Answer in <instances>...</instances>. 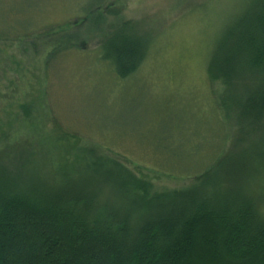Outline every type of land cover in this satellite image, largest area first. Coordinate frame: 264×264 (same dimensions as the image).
Instances as JSON below:
<instances>
[{
  "label": "trees",
  "instance_id": "1",
  "mask_svg": "<svg viewBox=\"0 0 264 264\" xmlns=\"http://www.w3.org/2000/svg\"><path fill=\"white\" fill-rule=\"evenodd\" d=\"M104 2H78V13H58L52 24L0 14V39L51 31L73 18L101 31L105 19L97 9ZM141 33L132 21L110 26L95 60L119 81L134 76L155 41ZM77 38L56 39L46 67L54 56L80 52ZM203 72L221 87L216 129L224 142L230 130L228 149H218L186 186L158 189L91 149L71 158L56 154L54 146L80 139L70 131L68 139L58 135L51 124L48 132L65 139L44 140L46 116L61 122L38 102L1 126L0 264H200L212 236L220 264H264V0H244L216 36ZM174 127L173 137L155 138L154 146L176 162L187 136Z\"/></svg>",
  "mask_w": 264,
  "mask_h": 264
},
{
  "label": "rangeland",
  "instance_id": "2",
  "mask_svg": "<svg viewBox=\"0 0 264 264\" xmlns=\"http://www.w3.org/2000/svg\"><path fill=\"white\" fill-rule=\"evenodd\" d=\"M84 1L0 0V14L9 18L20 13L32 15L37 25L52 24L61 19L58 13L64 12L65 17L78 13L76 4ZM243 3L105 0L97 9L105 19L101 31L92 32L86 19L73 18L51 31L41 29L0 39V127L22 113L24 107L34 110L37 105L33 104L38 102L50 114V120L54 116L61 122L50 123L46 116L43 126L48 134L43 133L44 140L51 143L53 138L68 139L67 131L80 139L73 145L66 142L54 146L56 154L59 151L71 158L91 149L149 178L158 189L194 183V173H200L219 152L228 149L230 130L222 135L226 137L224 142L216 129V97L221 87L208 82L203 71L216 36ZM108 8L118 9V15H105ZM124 21L134 22L144 38L149 40L151 36L155 41L136 74L119 81L110 74L108 64L95 59L96 48L110 26ZM73 34L78 35L73 44L80 52L54 56L46 67L47 51L55 40ZM51 124L65 138L49 133ZM174 126L180 128L177 136H183L181 128L187 136L178 151L182 158L176 162L154 146L155 138L173 137ZM214 238L205 240V260L200 264H220Z\"/></svg>",
  "mask_w": 264,
  "mask_h": 264
}]
</instances>
